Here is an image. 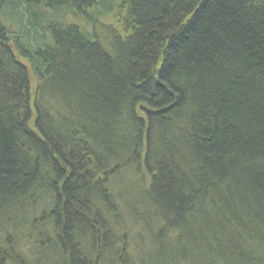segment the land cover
<instances>
[{
  "label": "trees",
  "instance_id": "obj_1",
  "mask_svg": "<svg viewBox=\"0 0 264 264\" xmlns=\"http://www.w3.org/2000/svg\"><path fill=\"white\" fill-rule=\"evenodd\" d=\"M0 264H264V0H0Z\"/></svg>",
  "mask_w": 264,
  "mask_h": 264
}]
</instances>
